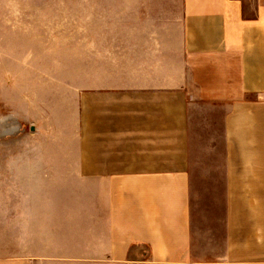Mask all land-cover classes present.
Instances as JSON below:
<instances>
[{"label":"crops","instance_id":"0c3cea01","mask_svg":"<svg viewBox=\"0 0 264 264\" xmlns=\"http://www.w3.org/2000/svg\"><path fill=\"white\" fill-rule=\"evenodd\" d=\"M88 3L87 147L0 164V264H264V0Z\"/></svg>","mask_w":264,"mask_h":264},{"label":"rangeland","instance_id":"374dc122","mask_svg":"<svg viewBox=\"0 0 264 264\" xmlns=\"http://www.w3.org/2000/svg\"><path fill=\"white\" fill-rule=\"evenodd\" d=\"M88 1L0 0V164L78 162L87 147Z\"/></svg>","mask_w":264,"mask_h":264}]
</instances>
